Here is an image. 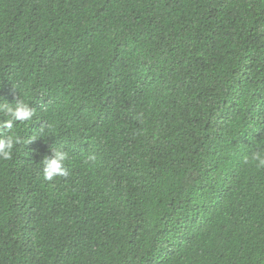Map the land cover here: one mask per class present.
Instances as JSON below:
<instances>
[{"label": "trees", "instance_id": "trees-1", "mask_svg": "<svg viewBox=\"0 0 264 264\" xmlns=\"http://www.w3.org/2000/svg\"><path fill=\"white\" fill-rule=\"evenodd\" d=\"M18 99L0 264H264V0H0Z\"/></svg>", "mask_w": 264, "mask_h": 264}, {"label": "clouds", "instance_id": "clouds-1", "mask_svg": "<svg viewBox=\"0 0 264 264\" xmlns=\"http://www.w3.org/2000/svg\"><path fill=\"white\" fill-rule=\"evenodd\" d=\"M0 111L4 112L5 119L0 120V158L4 160L12 159L13 150L18 144L19 138L14 135L3 136L5 130L13 128L14 121H28L34 116V109L24 99H18L14 103L0 104ZM139 119V117H137ZM51 157H45L42 161V175L46 181H53L57 177H66L69 174L65 161L68 159V153L62 148L50 149ZM89 159L94 160L95 156ZM251 161L255 168L264 169V149L254 151L251 155Z\"/></svg>", "mask_w": 264, "mask_h": 264}]
</instances>
